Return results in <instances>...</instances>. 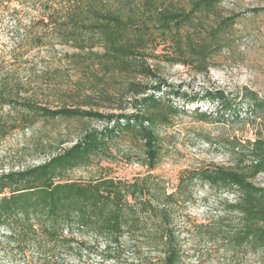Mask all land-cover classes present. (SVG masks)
I'll return each mask as SVG.
<instances>
[{
	"label": "trees",
	"instance_id": "16d2710c",
	"mask_svg": "<svg viewBox=\"0 0 264 264\" xmlns=\"http://www.w3.org/2000/svg\"><path fill=\"white\" fill-rule=\"evenodd\" d=\"M37 16L24 25L26 49L48 44L73 48L70 54L79 71H89V85L78 81L72 91L56 93L57 101L42 102L10 75L0 76V143L17 130L39 122L71 119H98L111 127L87 131L69 147L44 162L21 170L0 171V250L11 264H74L91 256L103 263L126 256L129 264H182L181 219L196 200V186L202 184L217 193H231L222 204L216 230L209 234L230 233L238 245L259 249L264 256V186L253 179L264 172V140L240 143V155L249 163L241 166L212 164L185 169L174 191L165 179L152 173L160 160L158 124L170 123L180 109L160 92L171 85L160 81L148 85L126 81L117 94L101 89L108 101L132 94L134 111L104 113L98 109V61L107 70L130 68L159 38L171 39L178 56L194 58L198 64L222 48V36L233 26L232 17L220 19L198 41L188 37L182 46L181 32L204 12L217 9L222 0H19ZM3 0H0V4ZM5 9H8L5 7ZM17 11V9H13ZM100 48L101 51L98 50ZM144 72L148 67L141 66ZM170 96L186 97L173 90ZM245 98L256 107L264 101L254 91ZM217 103L219 108L234 107L224 91H208L192 96L189 102ZM124 110V107H120ZM210 118L205 112L197 114ZM134 131L143 142L144 164L148 171L131 180L101 174L88 180H74L70 170L89 165L94 157L112 158L109 143L122 131ZM228 214L239 218L234 232L222 225ZM207 224H196L197 229Z\"/></svg>",
	"mask_w": 264,
	"mask_h": 264
},
{
	"label": "rangeland",
	"instance_id": "374dc122",
	"mask_svg": "<svg viewBox=\"0 0 264 264\" xmlns=\"http://www.w3.org/2000/svg\"><path fill=\"white\" fill-rule=\"evenodd\" d=\"M190 0L179 4L189 7ZM8 9H5V7ZM19 0H3L0 4V76L10 75L11 82L21 83L30 93L35 92L42 102L57 101L56 93L72 91L80 81L89 85V71H79L70 57L73 48L48 44L26 49L24 25L37 16L31 8H22ZM17 9V11H13ZM225 17H232L233 26L222 36V48L198 64L194 58L178 56L171 39L159 38L155 46L136 59L130 68L105 69L98 61V109L104 113L134 111L132 94L123 99L108 101L101 97V89L117 94L125 88L126 81L135 80L157 85L161 80L170 87L160 92L148 90L168 101L171 99L180 113L171 116L170 123L155 128L160 137L161 154L152 173L165 179L169 191H174L180 173L185 169L212 164L244 166L249 157L240 155L239 144L257 138L264 140V105L256 107L245 98L254 91L264 101V0H222L214 11L204 12L181 32L182 46L188 37L198 41L212 26ZM99 51L100 48H98ZM141 66L148 67L144 72ZM176 90L187 96H170ZM224 91L226 98L239 108L236 115L232 109L219 108L208 101L193 104L192 96H204L208 91ZM124 110H120V107ZM205 112L210 118L197 114ZM113 123L98 119H71L39 122L24 130H17L0 143V171L21 170L40 164L53 154L74 144L87 131L111 127ZM112 158L94 157L89 165H81L68 173L74 180H88L101 174L131 180L148 171L144 164L143 142L134 131H122L109 143ZM253 181L264 186V172ZM225 197L235 198L231 193H217L207 186H196V200L188 207L187 217L181 219L183 260L182 264H264L259 249L238 245L230 233L209 234L216 230L218 216L226 209L221 203ZM196 224L207 227L197 229ZM234 232L239 218L228 214L222 224ZM0 264H11L0 250ZM74 264H129L126 256L105 263L98 256H91Z\"/></svg>",
	"mask_w": 264,
	"mask_h": 264
}]
</instances>
